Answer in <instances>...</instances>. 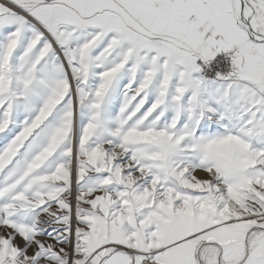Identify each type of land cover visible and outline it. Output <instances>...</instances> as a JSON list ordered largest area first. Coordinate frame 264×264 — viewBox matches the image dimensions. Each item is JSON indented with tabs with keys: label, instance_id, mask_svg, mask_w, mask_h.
Returning a JSON list of instances; mask_svg holds the SVG:
<instances>
[{
	"label": "snow or ice",
	"instance_id": "snow-or-ice-1",
	"mask_svg": "<svg viewBox=\"0 0 264 264\" xmlns=\"http://www.w3.org/2000/svg\"><path fill=\"white\" fill-rule=\"evenodd\" d=\"M0 264H264V0H0Z\"/></svg>",
	"mask_w": 264,
	"mask_h": 264
}]
</instances>
